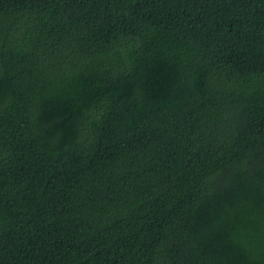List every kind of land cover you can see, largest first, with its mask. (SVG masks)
I'll list each match as a JSON object with an SVG mask.
<instances>
[{
    "label": "trees",
    "instance_id": "1",
    "mask_svg": "<svg viewBox=\"0 0 264 264\" xmlns=\"http://www.w3.org/2000/svg\"><path fill=\"white\" fill-rule=\"evenodd\" d=\"M21 263L264 264V0H0Z\"/></svg>",
    "mask_w": 264,
    "mask_h": 264
},
{
    "label": "bare ground",
    "instance_id": "2",
    "mask_svg": "<svg viewBox=\"0 0 264 264\" xmlns=\"http://www.w3.org/2000/svg\"><path fill=\"white\" fill-rule=\"evenodd\" d=\"M53 25V24H52ZM10 54V53H9ZM12 55V54H11ZM9 58V57H8ZM240 58V57H239ZM41 61V60H40ZM243 62V61H242ZM24 73V72H23ZM44 159V158H43ZM94 219V218H93ZM59 221V220H58ZM50 223V222H49ZM66 228V227H65ZM22 264V263H21Z\"/></svg>",
    "mask_w": 264,
    "mask_h": 264
}]
</instances>
